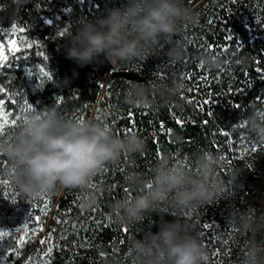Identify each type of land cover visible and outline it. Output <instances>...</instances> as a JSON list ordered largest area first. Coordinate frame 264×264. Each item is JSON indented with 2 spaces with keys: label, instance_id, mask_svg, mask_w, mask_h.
<instances>
[{
  "label": "trees",
  "instance_id": "16d2710c",
  "mask_svg": "<svg viewBox=\"0 0 264 264\" xmlns=\"http://www.w3.org/2000/svg\"><path fill=\"white\" fill-rule=\"evenodd\" d=\"M199 1L184 3L192 8ZM126 3L27 0L17 6L13 0H0V42L7 51L0 64V106L7 119L16 121L15 126L5 128L0 143L11 142L24 126L30 115L28 105L39 114L54 107L65 120L90 121L96 110L92 122L108 126L121 138L135 133L144 143L142 152L124 153L117 161L105 164L86 189H64L57 205L61 189L26 197L13 179L9 181L7 199L0 198V230L14 234L12 228L23 230L27 224L32 240L19 249L18 255L11 250L13 237H20L23 231L6 238L0 247V264H14L35 244L43 233L41 225L44 229L54 209L43 238L51 230V241L39 243L29 254L32 259L28 255L20 264H134L129 254L133 239H142L147 231L158 232L161 219L175 218V209L161 203L145 214L142 223H117L111 214L112 205L129 193L138 194L129 187L126 177L138 173L145 179L153 178L162 159L167 160L168 167L194 168L204 151L223 157L217 171L228 185L222 198L199 208L189 221L209 253L206 264H221V259L241 264L242 249L253 239L252 233H237L229 212L264 218V204L257 198L256 189L233 160L241 140L257 138L247 127V117L253 107H264V0H203L193 10L196 21L182 24L174 37L185 50L179 63L168 62L163 54L167 45L159 56L146 52V61L110 63L101 56L97 62L81 67L67 57L68 33L81 22L106 14V9L123 8ZM13 26L23 31L13 34ZM20 36L32 46L8 51L9 41ZM204 51L219 56L222 68L209 71L201 67L196 56ZM42 68L51 74V80L42 76ZM107 79L99 106L95 105ZM175 80L183 87L171 97L162 98L153 90V85L169 88ZM132 83L150 89L147 107L125 103V93ZM6 166L10 164L0 154V174ZM260 185L264 190V182ZM89 192L97 193L98 203L92 210L83 211L79 205ZM255 240L264 241V230ZM49 247L53 248L51 255L42 259Z\"/></svg>",
  "mask_w": 264,
  "mask_h": 264
},
{
  "label": "clouds",
  "instance_id": "9594fccd",
  "mask_svg": "<svg viewBox=\"0 0 264 264\" xmlns=\"http://www.w3.org/2000/svg\"><path fill=\"white\" fill-rule=\"evenodd\" d=\"M26 2L13 0L17 6ZM105 12L94 20L81 22L66 36L67 57L81 67L97 62L101 56L110 63L146 61V52L159 56L165 45L168 47L163 54L168 62L179 63L185 50L174 37L179 35L182 24L197 19L184 0H127L123 8ZM196 59L209 71L222 68L221 58L208 51L200 52ZM182 86L181 81L175 80L169 88L153 85V90L168 98ZM149 93L143 84L132 83L125 93V103L147 107ZM246 123L249 131L264 141V107H253ZM143 148V141L135 133L121 138L106 125L62 119L50 106L45 112L30 114L11 142L0 143V154L7 158L8 175L19 192L26 197H39L59 189H86L105 164L117 161L124 153L142 152ZM222 159L204 151L194 168L168 167L167 160L162 159L153 178L145 179L138 173L126 177L129 187L138 194L129 193L112 205L111 214L117 223H142L145 214L161 203L175 209V218L161 219L158 232L147 231L142 239H133L129 254L134 264H206L209 253L201 234L193 232L189 221L199 208L212 205L228 190L217 171ZM97 203V193L89 192L79 206L89 211ZM229 217L238 234L253 235L242 249L241 264H264V241L255 240L256 234L264 230V218L257 220L235 211L229 212Z\"/></svg>",
  "mask_w": 264,
  "mask_h": 264
},
{
  "label": "rangeland",
  "instance_id": "374dc122",
  "mask_svg": "<svg viewBox=\"0 0 264 264\" xmlns=\"http://www.w3.org/2000/svg\"><path fill=\"white\" fill-rule=\"evenodd\" d=\"M10 41H15L16 45L20 47V49H24L28 47V45L30 44L29 41L23 36L12 38ZM0 46H2L0 50L4 51L7 56V51H6V47L4 43L0 42ZM4 60L5 59L0 61V64L3 63ZM33 80L34 79L32 78V81ZM29 114H39V113L37 112L36 108L32 106V109L30 110ZM0 116L6 117L4 108L2 106H0ZM233 160L235 161L234 164H236L240 170H243L244 173H247V175L249 176V179L251 180L250 181L251 185L254 186V188L256 189L257 198L264 204V190H262L261 185H260V182H264V141H261L258 138H245L243 141L241 140L235 150V153L233 154ZM9 168L10 166H6L4 168V171L2 172L3 174H0V198L1 199L3 198L4 200L7 199L8 184H9V181L12 180V178L8 175V172H7ZM3 181H7V184L2 183ZM16 229L17 228L11 229V231H13L14 233L12 235H15L18 233L16 232ZM43 238L44 236L41 235L37 239L35 244L32 245L35 247L28 253V255L39 245L38 243H40V241ZM24 255H22L21 258ZM28 255L24 256L23 260ZM21 258H19L17 262H15L14 264H20L23 261L21 260ZM220 262L221 264H228L227 262H223V259H221Z\"/></svg>",
  "mask_w": 264,
  "mask_h": 264
},
{
  "label": "snow or ice",
  "instance_id": "6c2138e0",
  "mask_svg": "<svg viewBox=\"0 0 264 264\" xmlns=\"http://www.w3.org/2000/svg\"><path fill=\"white\" fill-rule=\"evenodd\" d=\"M11 31L14 34L17 31H23V29H17L15 26H13ZM5 34H7V33H5ZM60 35H64V33L61 32ZM228 39L231 40L232 37L229 36ZM21 42H23V41H21ZM9 43H10L11 46L8 49V51H12V52H19L20 51V47H18L16 45L15 41H9ZM31 46H32L31 44L28 45V47H31ZM0 48H2V46H0ZM3 59H6V53L4 51L0 50V61H2ZM41 73H42V76L47 78L48 80L52 79L51 74L49 72L45 71L43 68L41 69ZM202 79H206V78H202ZM0 91H3V89H0ZM189 102H191V101H189ZM205 103H207V101ZM201 107H203V105H201ZM31 109H32V105H28V108L26 110L30 111ZM177 123L179 124V123H181V121L177 120ZM15 124H16V121L14 119L13 120H9L5 116H0V137H2L4 135L5 128H7L9 125L15 126ZM161 127H163V125H161ZM2 183L7 184V181H3ZM35 219L39 220L40 217L37 216ZM55 222L56 223H60V221H58V220L55 221ZM204 227L207 228V227H209V225H204ZM27 229H28V225L27 224L24 226L23 230L20 229V228H17L16 232L23 231V234L20 237H18V238L13 237V239L15 240V244L12 247L11 250H12V252L17 253L18 255H19V249L26 247V245L32 240V237L28 235ZM39 230H41V231L43 230L42 225H41ZM35 231H36L35 229L32 230L33 235L35 234ZM10 236H12V233H10L8 231L0 230V247H2L3 243L6 242V238H8ZM50 241H51V230L49 231L48 237H46L45 239H42L40 241V244L41 245H45V244H48ZM52 251H53V248L49 247L47 249V251L44 253L42 259L45 258V257H49L51 255ZM28 259L29 260L32 259L31 255H29Z\"/></svg>",
  "mask_w": 264,
  "mask_h": 264
},
{
  "label": "water",
  "instance_id": "95a60500",
  "mask_svg": "<svg viewBox=\"0 0 264 264\" xmlns=\"http://www.w3.org/2000/svg\"><path fill=\"white\" fill-rule=\"evenodd\" d=\"M202 1H203V0L199 1V2H198L197 4H195L191 9L194 10V9H195V8H196V7L202 2ZM115 63H116V62H115ZM107 83H108V79H107V81H106V83H105V86H104V88H103V90H102V92H101V94H100V96H99V99H98V101H97V103H96L95 105H98V106H99L100 100H101V98L103 97L104 90H105V87H106ZM93 107H94V105H93ZM93 107H92V108H93ZM92 111H93V109H92ZM95 113H96V110L93 111V115H92L90 121L93 120V117H94ZM63 191H64V189H61L59 195L57 196V199H56V205H57V203L59 202L60 196L62 195ZM55 208H56V206H55ZM54 212H55V209H54ZM54 212L51 213V216H50V218H49L47 224L45 225V227H44V229H43V233H42L43 236H44L45 233L47 232V229H48V227H49V224H50V221H51V218H52ZM38 244H39V243H38ZM34 247H35V246H32L24 256L28 255V253H29ZM24 256L21 258V260H23Z\"/></svg>",
  "mask_w": 264,
  "mask_h": 264
}]
</instances>
